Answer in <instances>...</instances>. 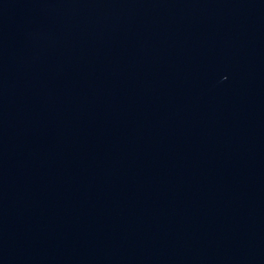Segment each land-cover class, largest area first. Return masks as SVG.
<instances>
[{"label":"water","instance_id":"1","mask_svg":"<svg viewBox=\"0 0 264 264\" xmlns=\"http://www.w3.org/2000/svg\"><path fill=\"white\" fill-rule=\"evenodd\" d=\"M0 264H264L93 132L0 88Z\"/></svg>","mask_w":264,"mask_h":264}]
</instances>
